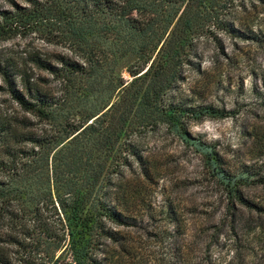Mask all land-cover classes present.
Instances as JSON below:
<instances>
[{"label":"trees","instance_id":"1","mask_svg":"<svg viewBox=\"0 0 264 264\" xmlns=\"http://www.w3.org/2000/svg\"><path fill=\"white\" fill-rule=\"evenodd\" d=\"M23 1L0 8V41L43 27L50 41L82 55L32 58L60 94L46 90L49 78L0 66L9 98L35 119L0 117V264H111V225L131 218L112 204L123 175L116 167L132 166L120 160L125 152L149 176L137 143L125 139L151 120L198 149L229 197L247 205L239 187L249 177L222 169L213 147L193 139L184 121L226 113L175 101L181 68L193 65L194 39L213 17L205 13L212 0ZM31 127L37 131H25ZM67 249L70 260L61 258Z\"/></svg>","mask_w":264,"mask_h":264},{"label":"rangeland","instance_id":"2","mask_svg":"<svg viewBox=\"0 0 264 264\" xmlns=\"http://www.w3.org/2000/svg\"><path fill=\"white\" fill-rule=\"evenodd\" d=\"M12 1L24 4L0 0V8H11ZM212 5L205 13L213 17L194 39V56H188L193 65L181 68L175 101L226 113L184 121L193 139L213 147L222 169L249 177L239 187L247 205L229 197L204 155L176 131L160 121L142 123L125 140L137 143L149 176L121 153L120 160L126 157L132 166L116 167L123 175L115 181L112 204L131 218L111 225L117 232V242L107 248L111 264H264V0H212ZM48 35L37 27L0 41V66L49 78L46 90L60 94L57 82L36 69L32 58L53 61L65 54L80 60L82 53ZM121 76L132 78L125 69ZM98 98L94 94L91 102ZM8 115L35 121L9 98L0 73V117ZM61 258L71 259L68 249Z\"/></svg>","mask_w":264,"mask_h":264}]
</instances>
